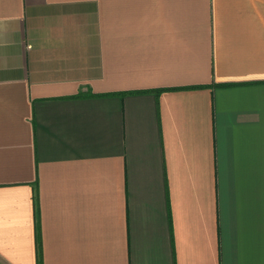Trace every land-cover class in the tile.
<instances>
[{"label":"crops","instance_id":"crops-1","mask_svg":"<svg viewBox=\"0 0 264 264\" xmlns=\"http://www.w3.org/2000/svg\"><path fill=\"white\" fill-rule=\"evenodd\" d=\"M38 253L264 264V0H0V264Z\"/></svg>","mask_w":264,"mask_h":264},{"label":"trees","instance_id":"trees-1","mask_svg":"<svg viewBox=\"0 0 264 264\" xmlns=\"http://www.w3.org/2000/svg\"><path fill=\"white\" fill-rule=\"evenodd\" d=\"M157 93H160V92H162L161 90H159V91H156ZM127 94H134V93H126V95ZM38 262H39V264H41V253H38Z\"/></svg>","mask_w":264,"mask_h":264}]
</instances>
